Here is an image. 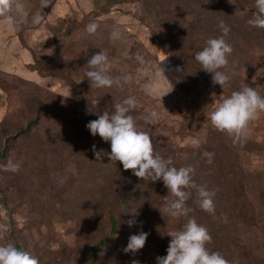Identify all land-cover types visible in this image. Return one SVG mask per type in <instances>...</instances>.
<instances>
[{
  "label": "rangeland",
  "instance_id": "1",
  "mask_svg": "<svg viewBox=\"0 0 264 264\" xmlns=\"http://www.w3.org/2000/svg\"><path fill=\"white\" fill-rule=\"evenodd\" d=\"M120 1L23 0L14 28L0 24V150L7 153L0 166L9 159L20 165L16 172L0 167V244H20L39 264H89L90 251L110 230L97 211L105 209L119 162L96 160L92 146L110 153L111 145L87 124L134 97L138 106L129 114L150 135L154 152L171 156L177 168L193 166L197 185L215 192L210 215L194 203L195 189L186 190L189 216L212 237L207 247L226 248L229 264H264V113L237 142L205 116L242 86L264 97V30L247 23L254 0ZM221 21L230 28L225 39L233 49L222 69L231 76L224 89L195 60L208 39L222 34ZM90 23L98 25L95 34L86 31ZM114 28L121 39L110 38ZM58 42L62 55L49 59ZM102 50L111 62L109 75L121 78V86L91 88L87 61ZM153 109L158 120L148 125L140 117ZM204 153L213 154L210 162ZM140 181L141 217L131 235L148 233L144 248L125 253L131 235L120 238L127 233L121 229L98 264H157L167 255V233L186 222L161 212L168 195L162 180ZM149 205L154 209L145 215ZM217 241H224L222 250ZM238 243L250 249L237 254Z\"/></svg>",
  "mask_w": 264,
  "mask_h": 264
},
{
  "label": "clouds",
  "instance_id": "2",
  "mask_svg": "<svg viewBox=\"0 0 264 264\" xmlns=\"http://www.w3.org/2000/svg\"><path fill=\"white\" fill-rule=\"evenodd\" d=\"M229 2L235 4L234 0ZM253 7V18L247 23L251 27L264 30V0H254ZM23 8V0H0V24L12 30L17 23L16 16L23 14ZM33 22L39 23V17H34ZM181 25L186 27L183 23ZM97 27L96 23H90L86 31L89 34H95ZM218 27L222 34L208 39L206 46L195 54V60L202 70L212 74L213 84H218L224 89L231 76L222 69L227 68L228 57L233 49L225 39L230 28L223 21L218 24ZM121 36V32L115 28L110 34V38L114 41L121 39ZM87 66L89 71L86 76L91 88L121 86V78H113L109 75L111 62L103 50L88 59ZM123 80L128 82L130 77H124ZM149 92H151L150 89ZM137 106L136 99L128 97L120 103H115L111 113L104 111L98 119L87 124L93 136L99 135L104 142H110L111 145L110 153L103 149L97 151L96 146L93 145L92 150L96 160H102L103 156H107L111 162H120L124 170H132L136 177L145 182L162 180L168 195L165 197L164 208L160 209L161 212L163 215L167 212L173 219L186 218L180 230L167 233L172 238L167 248V255L158 256L157 264H229L221 253L208 249L207 245L211 243L212 237L206 227L197 223L194 216H189L193 209L187 206L190 192L186 190L195 189L194 203L202 211L214 215L215 192L208 190L206 186L197 185L193 179L195 174L193 166L177 168L173 165L171 156L165 158L154 152L150 135L139 130L136 120L129 114ZM261 113H264V97L260 96L254 88L242 86L240 90L233 91L230 96L222 99L212 111L206 112L205 116L215 130L226 133L233 138L234 142H237L247 135L250 122L257 119ZM140 119L148 125H154L158 120V112L154 109L146 110ZM192 144L198 146L199 141L193 140ZM204 155L209 157L210 162L213 154L204 153ZM0 167H3L5 171L16 172L20 165L9 159L6 165ZM132 214L135 216L138 213L133 211ZM127 223L133 226L137 221L133 218ZM148 235L142 230L138 234L131 235L123 251L138 253L144 248ZM0 264H39V261L29 252L8 242L0 244ZM132 264H139V261L133 260Z\"/></svg>",
  "mask_w": 264,
  "mask_h": 264
},
{
  "label": "trees",
  "instance_id": "3",
  "mask_svg": "<svg viewBox=\"0 0 264 264\" xmlns=\"http://www.w3.org/2000/svg\"><path fill=\"white\" fill-rule=\"evenodd\" d=\"M113 2L120 3V0H112ZM105 6V10H106ZM63 48L61 47V43H57V50L56 52L49 58V59H57L62 55ZM40 62V61H39ZM56 74V73H55ZM77 89L81 93L83 91L82 86L76 85ZM24 131V129L19 130ZM13 139V138H12ZM7 153L3 150H0V159H6ZM113 180L114 183L112 186L108 189V199H105L103 202V207H105L104 211H97V215L99 218H108L109 224H110V230L109 233L105 236V238H102L100 241L96 243V246L90 251L89 253V264H98V258L100 253L103 251L106 244L114 237L118 236L120 234V230L123 229L125 234L120 235V238H125L129 234L132 233V226H129L127 223L130 219H139L141 216V210L140 208L136 207L138 198L140 199V196L136 194L137 191V184L139 183V186H142L141 179L138 177L136 178V183L133 181V174L132 170H124L123 165L119 162L115 169L113 170ZM138 181V182H137ZM157 198V197H156ZM156 198H152L150 203L156 202ZM154 209V205H149L148 210L145 212V215H149L150 212ZM136 211L138 214L133 216L132 212ZM121 217H125L126 223H122ZM123 236V237H122ZM122 242V241H121ZM220 242L224 241H217L218 247L222 250V247L220 245ZM238 241H235L237 243ZM242 243V241H240ZM212 243V241H211ZM211 243L209 246H211ZM241 243H238V249L235 248V252L237 254L241 253L242 249L248 250L250 249L249 246L245 247L244 244L241 245ZM18 248L22 249V246L18 243L15 244ZM208 249H210L208 247ZM262 249L264 252V242L262 244ZM226 248H224L222 251L210 249V251H218L219 253L226 254ZM224 252V253H223ZM101 264V263H99Z\"/></svg>",
  "mask_w": 264,
  "mask_h": 264
}]
</instances>
